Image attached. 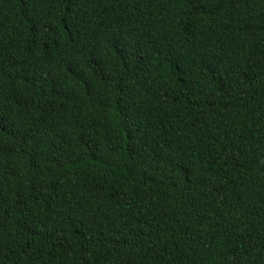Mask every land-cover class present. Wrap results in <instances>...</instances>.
I'll return each mask as SVG.
<instances>
[{
	"label": "trees",
	"instance_id": "16d2710c",
	"mask_svg": "<svg viewBox=\"0 0 264 264\" xmlns=\"http://www.w3.org/2000/svg\"><path fill=\"white\" fill-rule=\"evenodd\" d=\"M0 264H264V0H0Z\"/></svg>",
	"mask_w": 264,
	"mask_h": 264
}]
</instances>
